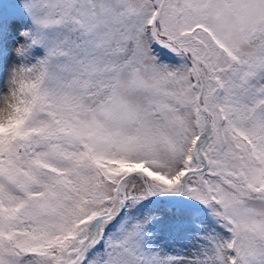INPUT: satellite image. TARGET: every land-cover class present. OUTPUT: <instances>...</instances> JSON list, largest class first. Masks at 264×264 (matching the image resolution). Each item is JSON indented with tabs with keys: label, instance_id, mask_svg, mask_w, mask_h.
Returning <instances> with one entry per match:
<instances>
[{
	"label": "snow or ice",
	"instance_id": "6c2138e0",
	"mask_svg": "<svg viewBox=\"0 0 264 264\" xmlns=\"http://www.w3.org/2000/svg\"><path fill=\"white\" fill-rule=\"evenodd\" d=\"M0 264H264V0H0Z\"/></svg>",
	"mask_w": 264,
	"mask_h": 264
}]
</instances>
